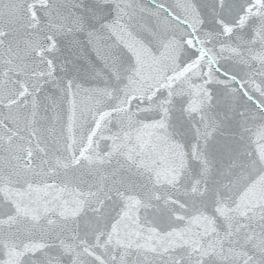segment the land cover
<instances>
[{
  "label": "snow or ice",
  "instance_id": "obj_1",
  "mask_svg": "<svg viewBox=\"0 0 264 264\" xmlns=\"http://www.w3.org/2000/svg\"><path fill=\"white\" fill-rule=\"evenodd\" d=\"M0 264H264V0H0Z\"/></svg>",
  "mask_w": 264,
  "mask_h": 264
}]
</instances>
